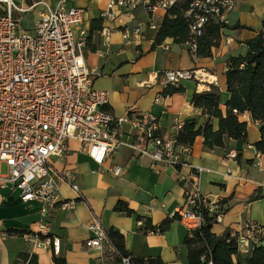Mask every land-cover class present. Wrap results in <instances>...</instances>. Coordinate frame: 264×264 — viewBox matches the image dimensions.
Returning <instances> with one entry per match:
<instances>
[{"label":"crops","instance_id":"0c3cea01","mask_svg":"<svg viewBox=\"0 0 264 264\" xmlns=\"http://www.w3.org/2000/svg\"><path fill=\"white\" fill-rule=\"evenodd\" d=\"M43 1L53 7L58 0ZM110 0H68L69 5L84 9L82 31L84 61L94 72L93 86L108 91L109 102L105 110L115 116L127 110L136 113L151 112L157 117L156 134L175 140L183 123L196 118L202 124L206 118L191 101L194 92L209 91L212 86L220 93L219 109L227 111L229 93L226 86L227 59L246 54V40L254 37L264 20V0H237L235 8L227 14L229 26L240 24L245 28H223L218 43L211 48V55L199 57L190 43H177L166 37L160 44L154 39L166 11L157 8L152 12L141 3L130 13L124 12L113 21L101 18V11ZM41 5L20 15L28 17L24 28L32 30L38 19ZM135 22L142 25L141 35L124 39L121 31ZM110 28L109 41L101 30ZM100 28V29H99ZM176 69L197 70L201 81L186 79L178 84L165 81L164 72ZM169 86H181L178 92L166 93ZM158 98V101H155ZM247 122V141L224 137V146L208 148L202 136H197L189 154L181 153V160L203 168L199 185L201 192L215 201L222 213L213 223L211 232L221 235L239 232L249 221L264 224V154L254 147L260 139L258 122L249 113L240 115ZM213 129L218 128V118L212 119ZM124 144L102 163L92 160L81 150L77 140L69 139L63 157L53 156V167L62 172L75 170L76 183L85 200L77 201L73 209L56 207L48 212L44 222L51 237L60 239L59 250L53 246L39 248L25 237L37 230L41 221L39 199L23 201L18 190L10 185H0V264H25L34 255L41 264H54L53 258H63L65 264H106L100 248L85 249L89 237L87 225L92 213L97 214L103 226L113 228L124 236L125 247L134 256L160 257L165 264H188L184 239L191 229L172 213L183 202V189L191 167L176 165L159 167L151 157L138 148L145 145V137L131 134L122 128ZM134 146V147H133ZM126 166V171L115 176L111 168ZM60 197L75 199L70 186L59 184ZM255 197V198H252ZM118 201L124 202L133 213L128 215L115 210ZM139 216V217H138ZM170 223L162 232H148L164 220Z\"/></svg>","mask_w":264,"mask_h":264},{"label":"built area","instance_id":"2783aa9c","mask_svg":"<svg viewBox=\"0 0 264 264\" xmlns=\"http://www.w3.org/2000/svg\"><path fill=\"white\" fill-rule=\"evenodd\" d=\"M236 1L188 0L185 14L189 17L193 48L204 25L209 20L225 23ZM175 2L155 0L143 5L149 12L157 8L166 11ZM140 3V0H110L100 16L105 21H113L118 14L130 13ZM38 5L43 9L38 12L33 29L24 28L20 15ZM83 17L84 9L69 5L68 0H58L53 7L43 1L28 4L27 0H0V185L18 190L25 202L39 199L43 203L37 230L28 232L25 237L36 247L51 245L59 250L60 239L50 236L44 219L50 210L73 209L77 201H84L85 197L76 183L75 170L59 172L51 158L63 157L67 141L74 139L92 160L102 163L124 144L123 127L131 134L145 137V145L138 149L151 157L154 166L191 167L182 205L173 216H178L191 230L202 226L205 214L217 219V203L200 190L203 168L192 167L181 160V153H190L189 145L180 146L172 138L157 135V117L151 112L139 114L129 109L115 116L104 109L109 102L108 91L93 86L94 72L84 61L83 32L77 35ZM141 32V23L135 22L125 26L121 34L124 39H130L140 36ZM101 34L109 41L111 29L103 28ZM164 76L171 84L186 79L201 81L199 72L193 69L167 70ZM3 165L5 172L1 171ZM125 171L124 165L115 164L111 168L115 176ZM61 182L70 186L75 199L60 197ZM87 229L89 237L83 242L85 249L117 252L97 214L92 213ZM231 235L236 239L238 252L247 254L254 245L264 243V224L249 221ZM119 264L130 262L127 257H121ZM207 264L212 261L208 260Z\"/></svg>","mask_w":264,"mask_h":264},{"label":"trees","instance_id":"16d2710c","mask_svg":"<svg viewBox=\"0 0 264 264\" xmlns=\"http://www.w3.org/2000/svg\"><path fill=\"white\" fill-rule=\"evenodd\" d=\"M154 1L150 0V2ZM187 7L188 0H176L166 10L154 44H160L166 37H172L177 43L191 42L189 17L185 14ZM229 27L245 28L246 26L240 24L229 26L224 22L209 20L204 25L202 34L195 40L194 54L199 57L210 56L211 48L220 39L221 30ZM245 43L248 47L246 54L230 56L227 59L225 75L229 99L226 101L225 115H222L219 109L220 93L216 87L212 86L209 91L194 92L191 98L193 106L205 114L206 118L202 124H198L196 118L186 120L175 134L177 145L190 146L197 136L203 137L204 144L208 148L224 146L225 136L247 141V122L240 118L241 114L247 112L254 121L258 122L260 139L255 142L254 147L264 154V20L257 34ZM181 90V86H169L166 88V93ZM214 117L218 118L216 130L212 125ZM115 210L128 215L133 213L122 201L116 203ZM217 213H222V210L218 208ZM215 221L214 215L205 214L202 226L192 230L191 235L184 239L188 264H207L208 260H211L212 264H264V243L254 245L247 254H240L236 239L228 230L221 235L211 232ZM169 223L170 220L166 219L159 226L154 227L146 220V227L153 232H162L167 229ZM108 234L117 252H104L103 260L106 264H119L121 257H127L130 264H165L160 257L134 256L126 249L123 234L113 228L108 229ZM53 261L54 264H65L63 258L54 257ZM25 264L41 263L32 255Z\"/></svg>","mask_w":264,"mask_h":264},{"label":"rangeland","instance_id":"374dc122","mask_svg":"<svg viewBox=\"0 0 264 264\" xmlns=\"http://www.w3.org/2000/svg\"><path fill=\"white\" fill-rule=\"evenodd\" d=\"M21 21H22V24H23V25H27V23H28V22H27V21H28V17H27V18H22ZM1 171H2V172H5V166H4V165L1 167ZM243 254H244V253H243Z\"/></svg>","mask_w":264,"mask_h":264}]
</instances>
